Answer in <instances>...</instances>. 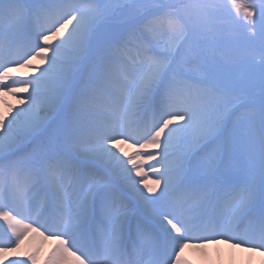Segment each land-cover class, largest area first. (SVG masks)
<instances>
[{
    "label": "snow or ice",
    "instance_id": "obj_1",
    "mask_svg": "<svg viewBox=\"0 0 264 264\" xmlns=\"http://www.w3.org/2000/svg\"><path fill=\"white\" fill-rule=\"evenodd\" d=\"M0 103V264L264 257V0H0Z\"/></svg>",
    "mask_w": 264,
    "mask_h": 264
},
{
    "label": "bare ground",
    "instance_id": "obj_2",
    "mask_svg": "<svg viewBox=\"0 0 264 264\" xmlns=\"http://www.w3.org/2000/svg\"><path fill=\"white\" fill-rule=\"evenodd\" d=\"M35 63H39V61H35ZM29 74L33 75L34 73L29 72ZM3 99L6 100L8 104L20 106L18 98L6 96ZM0 112L7 114V108L3 103H0ZM125 150L129 152L132 151V149L127 148ZM54 244L55 241H44L41 244L40 261H44V258L48 255ZM228 252L238 255L239 257H248L252 260L261 259V261H264V257H261L259 253H250L245 248H234L224 242L204 244H195L194 242H190L189 246H186L182 253V255H184L182 260L184 258L185 260H191L198 264H213V261L211 260H216L215 264H232L230 257L227 256ZM214 254L216 255V258H214ZM219 254H222L221 257H218Z\"/></svg>",
    "mask_w": 264,
    "mask_h": 264
},
{
    "label": "rangeland",
    "instance_id": "obj_3",
    "mask_svg": "<svg viewBox=\"0 0 264 264\" xmlns=\"http://www.w3.org/2000/svg\"><path fill=\"white\" fill-rule=\"evenodd\" d=\"M34 63H35V61H34ZM21 71L30 75L29 71L27 69H22ZM221 242H223V241L221 240ZM221 255L222 254H219L218 257H221ZM227 256L230 257V261L232 262V264H261V262H262L261 259L260 260L259 259L252 260V259H249L248 257H239L238 255L231 254V252H228ZM182 257H184V255H182ZM214 258H216L215 254H214ZM183 260H185V259L183 258ZM185 261L187 262V264H198V263H194L191 260H185ZM211 261H213L212 263L215 264L216 260H211ZM40 264H43V261H40Z\"/></svg>",
    "mask_w": 264,
    "mask_h": 264
}]
</instances>
